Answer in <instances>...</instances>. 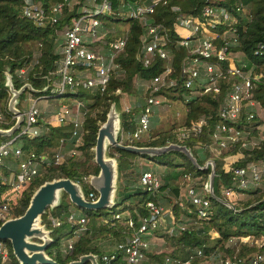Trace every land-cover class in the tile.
I'll return each instance as SVG.
<instances>
[{
    "label": "trees",
    "instance_id": "trees-1",
    "mask_svg": "<svg viewBox=\"0 0 264 264\" xmlns=\"http://www.w3.org/2000/svg\"><path fill=\"white\" fill-rule=\"evenodd\" d=\"M36 1L46 16L49 15V9L54 4L69 1H77L78 3L69 11L67 8H63L62 15L55 26L50 27L46 24L42 28H37L30 20L21 15L22 3L20 0H0V114L3 117L0 128L2 129H7L14 123L13 120H10L6 108L9 92L5 86L3 72L7 71L14 90H18L24 84H27L32 90L38 91L37 93H30L33 98L50 95L51 84L48 74L54 69L53 63L61 58L59 48L62 39L59 35H55V30L61 32L67 27L68 19L75 15V11L81 3V0ZM114 5L113 2L112 7ZM204 5L222 9L227 14L228 20L225 22L216 21L214 30L220 35L228 27L235 29L237 43L230 50L235 61V56L239 54L243 61V70L251 69V72L264 75V0H209L206 2L204 0H167V6L155 7L151 15V21L161 24L167 30L170 43L165 45L164 48L171 56L173 70L168 78L174 79L176 85L173 88H164L159 92V95L164 96L165 100L160 106L153 109L155 115L161 113L163 108H167V103L169 104L175 100L178 94L188 93L179 85V68L185 52L175 43L177 41V37L173 33L175 15L171 13L170 7H178L180 14L185 16H199ZM99 19L102 22L99 31L103 35L98 39H87L85 47L88 50L96 56L105 57L109 51H113L112 45L116 40L123 37L125 43L123 49L114 56L113 69L102 93H99L95 88L90 90L76 89L60 96L63 99L70 98L74 102H79L82 106L80 143L74 146L73 141L69 140L72 131V125L69 122L60 126H48L47 130H44L41 123L38 122L37 130H39V134L36 137H20L16 141V145L24 152H33L37 155L45 154L51 157L58 148L59 140H63L64 150H73L76 155L65 159L58 166L43 168L32 182L22 189L16 199L10 203V217H16L23 213L31 193L44 181L60 177L75 180L81 176H95L98 168L93 163L92 149L97 129L104 122L110 104L114 103V106H116L120 99L129 97L132 100L139 98L142 104L143 99L149 95V91H145L144 86H147L149 81L160 74L163 69L164 62L158 58H153L149 66L145 68L141 66L140 62L136 61L135 53L140 45L143 32L137 21L123 22L115 16H104ZM121 23H126V29L121 30L118 28ZM257 45H261V47L259 48ZM20 69L24 70L23 77L19 75ZM81 69L83 68H76L77 71ZM226 82L227 84L219 83L220 94L199 95L190 98L187 102L183 101V115L177 126L171 125L168 130L154 133L151 129L154 122L149 121L145 139L141 138L135 143L124 142V145L163 147L176 144L190 149L192 156L200 166L208 160L212 161L215 173L213 193L231 207L208 197V214L205 218H200L196 216L194 208L188 205L187 202V205L190 206L189 212L185 208H179L173 202L178 198L185 202L179 194L184 175L207 179L209 173L208 170L198 172L183 155L177 152H170L158 157L164 162H158V166L179 168V171L173 177H162L158 193L168 191L171 196H167L168 201L164 205L158 197L150 196L139 185H136L138 184L137 175H139L134 171L136 160L141 158L154 161L157 158L134 155L118 149L108 148L106 156L115 159L117 170L114 207L109 212L106 209L96 211L80 209L79 215L85 221L83 223L84 228L78 231V224H68L65 221V217L69 212L68 206L71 203L65 194H61L59 204L51 209L45 208V212L40 216L41 223L51 230L49 235L52 242L46 248V254L57 263L64 264L76 260L80 255L86 253H92L98 257L100 254L110 251L100 250L96 244L108 237L116 238L118 241L126 239L130 230L123 223L125 217L136 220L137 216H144L146 210L143 203L147 199H153L167 209L165 216L168 220L165 223L166 228L169 224H175L181 215L192 217L200 223V228L197 230L183 229L180 231L175 228V232L167 236L170 241V251L158 253L146 251L147 264L152 262L163 264L165 257L179 260V264H200L201 259L212 257L214 264H217L221 258L233 255L243 258V263H245L250 255L249 253L263 251L264 247L241 243L238 245L237 253L233 254V248L228 245L227 241L231 237L238 239L244 236H251L252 238L264 236V180L258 186H248L240 190L238 194L244 196L238 199L234 196H223L221 189L234 184L229 167H247L250 164L259 166V163L264 160V142H258L252 147L231 144L227 145L225 149H218L211 146L209 149H214L211 153H207L206 150L209 149H204L202 152L200 150L217 134L215 130L218 123L217 113L222 104L224 92L229 89L234 80H227ZM134 85H138V88L140 87L143 90L142 97L140 93L137 94ZM46 86V91L41 93L40 91ZM116 90L118 93L115 94ZM23 93L18 98V104L22 101ZM252 95L261 108V117L255 113L251 121L243 122L240 120L235 123L236 129L248 133L243 137L247 140L255 139L259 133L264 135V128L261 127H264L263 83H255ZM178 97L180 100L182 99L180 96ZM73 101L71 102L74 103ZM71 102L64 101L62 104L71 106ZM18 104L16 109H18ZM140 105L133 107L131 111L120 110V131L122 133L132 134L135 131ZM199 119H203L204 124L198 135L188 133L186 138L175 137L176 133V136L179 137L182 131L189 130ZM18 142L19 144H17ZM199 153H201V156L198 155ZM174 160H178L179 163L174 164ZM1 173L7 175L4 170H1ZM81 188L84 196H87L88 192H93L96 197V192L93 189L84 184ZM2 190L3 187H0V191ZM116 213L120 215V219L114 218L113 215ZM108 214H111V216L108 217ZM49 217L57 218L61 223L56 227H52L49 223ZM166 228L154 230L152 234L157 231V234L165 236L168 234ZM209 230H212L216 236H209L207 233ZM72 235H75V238L71 241V248L64 254L61 253L57 246L58 240L62 237L70 238ZM4 242L8 247V261L6 263L0 262V264H18L11 253L9 242ZM197 249L201 251V255L189 258V255ZM99 264L101 263L99 262Z\"/></svg>",
    "mask_w": 264,
    "mask_h": 264
},
{
    "label": "built area",
    "instance_id": "built-area-1",
    "mask_svg": "<svg viewBox=\"0 0 264 264\" xmlns=\"http://www.w3.org/2000/svg\"><path fill=\"white\" fill-rule=\"evenodd\" d=\"M21 15L30 20L35 27L42 28L46 24L50 27L55 26L61 15L63 8L71 10L77 1L60 2L54 4L49 9V15L46 16L36 0H20ZM209 0H204V2ZM115 3L112 7V3ZM157 6H167V0H81L80 5L75 11V15L68 19L67 27L61 32L55 30V35H59L62 39L59 54V61L53 63L54 69L48 74L51 84L50 95L60 97L67 92L76 89L90 90L95 88L102 93L113 69L114 56L119 53L125 43L122 37L116 40L113 45V51H109L105 57L96 56L92 51L85 47L87 39H98L102 37L100 29L102 22L100 17L115 16L126 21H137L142 28L141 42L135 53L136 61L141 63L143 68L149 66L153 58H158L164 62L163 69L160 74L153 77L144 90L149 91V95L143 99V103L139 107L137 116V127L132 134L122 133L119 129L117 142L124 145V142H138L144 133H147L149 115L153 113V109L160 106L165 97L159 95L164 88H173L176 85L174 79L168 78L173 72L172 60L168 51L164 48L169 44L167 30L161 24L151 21V15ZM171 13L175 15L173 23V33L177 37L175 41L179 48L185 52V56L181 61L179 68L180 87L186 90L188 96L184 98V102L190 98L212 94H220L221 88L219 83L227 84V80H234L229 89L224 92L222 104L218 110V123L215 126L216 133L211 141L200 148L201 151L209 149L211 146L218 149H225L227 145L239 144L241 147H252L258 142H264V135L258 134L255 139H243L247 132L240 131L235 128L238 121L249 122L253 119L255 113L261 111V108L253 99L252 90L255 83H263L264 75L249 70H243L235 64V58L230 53L233 46L236 45L235 29L228 27L219 35L214 30L216 21L225 22L228 20L227 14L222 9L204 5L199 16H185L180 14L178 7H170ZM181 30L183 32L180 33ZM259 48L261 45H257ZM78 67L83 69L93 68V76L86 72H76L72 75L68 70ZM77 71V70H76ZM19 75L24 76V70H19ZM49 81V80H48ZM118 91H115V94ZM81 104L74 102L72 106L61 104L58 109L51 115V118H42L36 101H31L28 109L22 113V124L7 140L0 142V223L10 217L9 206L13 202L9 193L19 195L29 183L32 182L43 168L49 166H58L65 159L74 157L75 151H65L64 141L59 140V145L51 157L45 154H35L33 152H24L17 145L16 141L20 137L32 138L39 134L37 130L38 122L44 130L48 126H60L67 122L71 123L72 131L69 137L73 141L74 146L80 143L81 135ZM129 111V110H125ZM9 114V113H8ZM10 115V120L15 121V117ZM176 116H178L176 114ZM3 123V117L0 114V124ZM204 124L203 119L192 125L187 131H182L179 138H186L188 133L198 135ZM11 160L10 165H6V161ZM232 163V162H231ZM12 172V177L2 175L1 170ZM232 174L233 186L223 187L221 194L225 197L237 196L238 192L248 186H258L264 180V160L259 166L250 164L247 167H229ZM90 176H82L73 180L80 186L84 184L88 186ZM185 183L180 198L173 202L179 208H185L188 212L190 206L194 208L197 217L205 218L208 214V182L202 177H190L184 175ZM138 185L152 197L158 196V188L160 185L159 178L149 171H141L137 177ZM89 187V186H88ZM86 200L95 198L93 192H88L84 196ZM188 206L187 205V203ZM143 206L146 210L144 216H137L136 220L131 217H125L124 225L130 230L126 239L116 242L112 249L104 252L97 257V263L101 264H147L146 251L149 242L147 237L154 230L161 228V222L167 210L160 203L153 199H147ZM115 219H120L119 214L113 215ZM50 226L56 227L61 221L57 218L49 217ZM65 221L68 224H78V231H81L85 219L76 216L72 212H68ZM174 226H168L166 233L171 234ZM180 231L183 226L177 227ZM244 236L238 238L241 243L250 245L255 244L257 247H264V236L259 238ZM71 248V241L67 242L61 253H65ZM201 255L199 249L195 250L192 256ZM8 261L7 244L0 240V262ZM180 261L165 257L163 264H179ZM218 264H264V250L253 252L243 263L241 257L233 255L224 257L218 261Z\"/></svg>",
    "mask_w": 264,
    "mask_h": 264
},
{
    "label": "water",
    "instance_id": "water-1",
    "mask_svg": "<svg viewBox=\"0 0 264 264\" xmlns=\"http://www.w3.org/2000/svg\"><path fill=\"white\" fill-rule=\"evenodd\" d=\"M5 86L9 92L6 104L7 112L15 117L13 125L7 129L0 128V138H9L22 124V113L16 109L19 96L23 91L37 93L24 84L18 90H14L11 78L7 71L3 72ZM47 86L40 92L44 93ZM120 129V117L115 110L114 103H111L105 115L104 122L98 127L93 147V163L98 168L95 176H90L88 185L96 192L93 200H86L81 186L68 178H52L39 184L31 193L23 213L16 217L8 218L0 223V240L8 241L11 253L18 264H59L45 252L51 244L50 229L41 223L40 216L45 208H54L59 204L61 194H65L68 201L79 209L96 211L112 209L115 205L114 196L116 191V161L107 157L108 148L118 149L134 155L157 158L163 154L177 152L183 155L191 166L198 172L208 170V197L224 203H228L214 195L213 178L214 164L208 160L203 165H198L192 156L190 149L169 144L163 147H135L122 145L117 142V135ZM64 264H98L97 256L92 253L80 255L76 260Z\"/></svg>",
    "mask_w": 264,
    "mask_h": 264
},
{
    "label": "rangeland",
    "instance_id": "rangeland-1",
    "mask_svg": "<svg viewBox=\"0 0 264 264\" xmlns=\"http://www.w3.org/2000/svg\"><path fill=\"white\" fill-rule=\"evenodd\" d=\"M118 28L121 29V30L126 29V23H121V25ZM179 31H180V33L183 34V32L181 30H179ZM235 57H236V62H235L236 66H238L240 68L242 66H244L243 63H242L243 61L241 60V56L239 54H237ZM68 72H70L72 75H74L78 71H76V69H73V70H68ZM79 72L80 73L81 72H86V73H89L90 75L93 76L94 70H93V68L81 69ZM134 87H136V89H137V94L140 93V96L142 97L143 96V90H141L140 87L138 88V85L137 86L134 85ZM178 96H180L182 99L180 100V98ZM187 96H188L187 93L182 92V93L178 94L176 96L177 98L175 100H173L171 103H169V104L167 103V108H163L161 110V113H157L156 115L154 113H151L149 115V121L150 122H152V121L154 122L151 125V129H153L152 132H154V133L155 132H162V131L168 130L171 127V125L177 126L180 123V119H181V117L183 115V110H184V104H183L184 100L183 99L186 98ZM33 100L37 101L36 102V106H37L38 109H40L43 118H45V116L47 115L48 111H50L51 114H53L56 111V109L59 108V106L62 104V102H64V101H68V102L73 101L70 98L63 99L61 97H55L53 95H47L45 97L42 96V98L41 97L33 98L29 92H24L23 95H22V101L19 104L17 103L18 104V109L22 113L25 112L28 109L31 101H33ZM140 104H141V100L139 98L134 99V100H132L131 97L124 98V99L122 98V99H120L119 103L116 104L115 110L119 114L120 110H122V111L129 110V111H131L133 109V107H137ZM81 111H83L82 108H81ZM176 114L178 116H176ZM257 115H259L261 117V112H258ZM49 118H51V116ZM261 127L264 128L263 126H261ZM176 135H177V133L175 134V137L179 138ZM146 137H147V133H144L142 135V139H145ZM9 138H0V142H2V141L5 142ZM17 144H19V142ZM206 151H207V153H211V152L214 151V149H209V150H206ZM206 151H205V153H206ZM198 155L201 156V153H199ZM202 157H203V154H202ZM158 162L161 163V162H163V160L161 158H158V157L154 161H152V160L149 161V160H145V159H141L140 158V159L136 160L134 171H136V173H140L141 171H147L148 170L149 172L154 174L156 177L160 178L161 183H162V177H173V175H175L179 171V168L168 167V166H164V167L163 166H158V164H157ZM173 163L176 164V163H179V161L178 160H174ZM7 177H12V172H8ZM85 177H87V176H85ZM137 177H138V175H137ZM82 185L83 184H81V186ZM136 185H138V184H136ZM180 192H182V189H180ZM9 196L11 198L14 197L13 200H15L16 197H17V195L14 196L13 193H9ZM167 196H170L168 191H160L158 193L157 197L160 199L161 202H163L164 205H166V202L168 201ZM239 198H241V197H239ZM68 208H69V212L74 213L76 216H78L80 214V209L75 207L73 204H70L68 206ZM109 211H111V209L108 210V212ZM110 216H111V214H108V217H110ZM179 218L180 219L178 221H176L175 224H172V225L169 224V227L170 226H175V228H177L179 226H183L184 229H194V230H197V229L200 228V223L198 221H196L192 217L181 215ZM167 221L168 220L166 218L165 222H167ZM173 232H175V231H173ZM207 233L211 237L216 236L215 233L212 230H209ZM167 236H169V234H166L165 236H162L160 234H157V231H156L154 233V236H152V239L149 241V249H148L149 251L148 252H150V253H154V252L155 253H158V252H169L170 251V241L167 238ZM249 237H251V236H249ZM74 238H75V235H72L70 238L62 237L61 239L58 240L57 246L60 249L63 245H65L69 241H72ZM251 239L252 238L249 239V242H251ZM117 241L118 240L116 238L108 237L106 239H103V240L99 241L96 245H97V247L100 250L107 251ZM227 243H228V245L231 248H233V254H236L237 253V249H238V245L241 244V242L238 239H236L235 237H231V238L228 239ZM249 244H251V243H249ZM249 254H251V253H249ZM242 260H243V258H242ZM148 264H156V263L152 262V263H148ZM200 264H214V259L212 257H209V258L205 257L204 259H201Z\"/></svg>",
    "mask_w": 264,
    "mask_h": 264
},
{
    "label": "crops",
    "instance_id": "crops-1",
    "mask_svg": "<svg viewBox=\"0 0 264 264\" xmlns=\"http://www.w3.org/2000/svg\"><path fill=\"white\" fill-rule=\"evenodd\" d=\"M37 102V101H36ZM39 111H40V109H39ZM40 113H41V111H40ZM42 114V113H41ZM52 114H51V112L50 111H48V113H47V115L45 116V118H49L50 116H51ZM43 118V117H42ZM10 162H11V160L9 159L8 161H6V165H10ZM3 170H5V169H3ZM159 181L161 182V180H160V178H159ZM138 183V182H137ZM185 183V181H183L182 182V185H181V187L179 188V194H181L182 192H180V189H182V191H183V184ZM89 186V185H88ZM90 188V187H89ZM244 195L243 194H238L237 196H234L235 198L237 197V199L239 198V197H243ZM233 197V198H234ZM163 208H164V206H163ZM80 216V215H79ZM165 216H166V214L164 215V217H163V219H162V222H161V228H163L164 227V229L167 227L166 226V222L164 221V219H165ZM152 236H154V234H152V235H150V236H148L147 237V240H148V242L152 239ZM64 246V245H63ZM63 246L61 247V248H63ZM113 246V245H112ZM112 246H111V248H112ZM60 248V249H61ZM111 248L109 249V250H111ZM148 249H149V246H148ZM148 251V250H147ZM147 261V260H146Z\"/></svg>",
    "mask_w": 264,
    "mask_h": 264
}]
</instances>
